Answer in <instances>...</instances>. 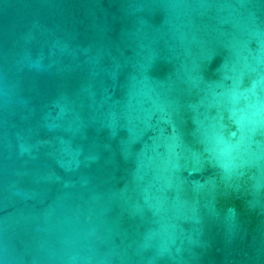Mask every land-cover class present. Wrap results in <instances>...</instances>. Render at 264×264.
Returning <instances> with one entry per match:
<instances>
[{"label":"water","instance_id":"95a60500","mask_svg":"<svg viewBox=\"0 0 264 264\" xmlns=\"http://www.w3.org/2000/svg\"><path fill=\"white\" fill-rule=\"evenodd\" d=\"M0 264H264V0H0Z\"/></svg>","mask_w":264,"mask_h":264}]
</instances>
